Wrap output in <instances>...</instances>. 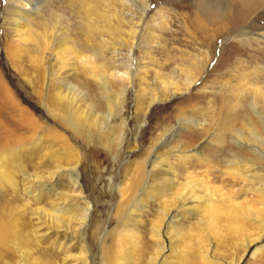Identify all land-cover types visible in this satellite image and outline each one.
<instances>
[{
    "label": "rangeland",
    "instance_id": "rangeland-1",
    "mask_svg": "<svg viewBox=\"0 0 264 264\" xmlns=\"http://www.w3.org/2000/svg\"><path fill=\"white\" fill-rule=\"evenodd\" d=\"M21 1L0 0V264H264V0H29L28 31Z\"/></svg>",
    "mask_w": 264,
    "mask_h": 264
},
{
    "label": "bare ground",
    "instance_id": "bare-ground-1",
    "mask_svg": "<svg viewBox=\"0 0 264 264\" xmlns=\"http://www.w3.org/2000/svg\"><path fill=\"white\" fill-rule=\"evenodd\" d=\"M217 5V3L215 4ZM218 6V5H217ZM14 7V6H12ZM13 19H12V22L14 24V27L17 28V29H26L28 31L29 29V22H30V19L34 16V1H29V0H23L21 2H18V6H15L13 8ZM12 16V15H11ZM45 36V35H44ZM45 41H46V44L48 45L49 42H50V39L48 38V36L44 37ZM51 43V42H50ZM131 52V51H130ZM85 59V58H84ZM86 60V59H85ZM153 103H151L149 105L148 108L151 107ZM111 116H113V114H110L107 116V119H105V122L103 124L106 123V121H109V119L111 118ZM106 118V117H105ZM75 125V124H74ZM140 129V127H137V130ZM3 144V143H2ZM6 152V151H5ZM5 152L4 153H1L0 154V160H5ZM10 155V154H9ZM10 158V156H9ZM8 158V159H9ZM59 170H62L61 168H58ZM58 172V171H57ZM68 173H69V179L74 187L75 190H77V195L81 198H83L82 200H85L86 202L87 199L85 197H83V192L82 190H80L79 188H77V177H78V174L74 173L72 171V169H68ZM0 179L2 178H5L7 182H9V176H8V173L5 171V170H1L0 169ZM57 173H53L52 176H55ZM154 174V173H153ZM147 176V175H146ZM33 179H36V177H32ZM14 186V185H12ZM74 191V190H73ZM120 192H122V190H120ZM124 198L122 197V200ZM3 203V202H2ZM89 203V202H88ZM120 207V206H119ZM19 207L18 206H15L13 207L12 209V212L13 214H15L16 212L19 211ZM90 205L88 204L87 208L84 209L85 210V213L84 215L81 214L82 216H80V219H79V226H80V229L83 231H85L86 227H87V223H88V220H89V217H90ZM3 213V210H2V207L0 206V216L2 215ZM56 214H62L59 210L55 211ZM44 216H48L50 217V215H46L44 214ZM10 217V216H9ZM56 217V216H55ZM62 218H64L63 214L61 216ZM17 220V219H16ZM13 221V223H10V229H11V235H14L15 238L17 240H21V237H18L16 236L17 233H19V228L17 227V221ZM9 222V221H8ZM51 228V227H50ZM66 229L67 230H70V227L69 226H66ZM84 231H83V234L81 236V245L84 244ZM7 232H8V228H7ZM6 232V233H7ZM77 232V231H76ZM77 237V236H76ZM78 239V238H77ZM14 239H12L13 241ZM16 242V241H15ZM82 256H86V252H85V249L83 248L82 252H81ZM234 264V262H233Z\"/></svg>",
    "mask_w": 264,
    "mask_h": 264
}]
</instances>
